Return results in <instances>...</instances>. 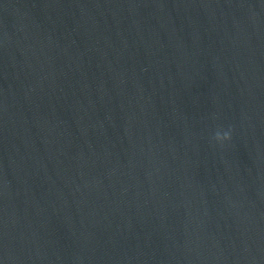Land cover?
<instances>
[{
	"label": "water",
	"instance_id": "95a60500",
	"mask_svg": "<svg viewBox=\"0 0 264 264\" xmlns=\"http://www.w3.org/2000/svg\"><path fill=\"white\" fill-rule=\"evenodd\" d=\"M0 264H264V0H0Z\"/></svg>",
	"mask_w": 264,
	"mask_h": 264
},
{
	"label": "clouds",
	"instance_id": "9594fccd",
	"mask_svg": "<svg viewBox=\"0 0 264 264\" xmlns=\"http://www.w3.org/2000/svg\"><path fill=\"white\" fill-rule=\"evenodd\" d=\"M215 139L217 141H224L230 139V132H224L223 134L221 133H216L215 134Z\"/></svg>",
	"mask_w": 264,
	"mask_h": 264
}]
</instances>
